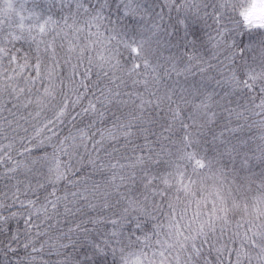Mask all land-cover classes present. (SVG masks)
<instances>
[{
  "label": "snow or ice",
  "instance_id": "snow-or-ice-1",
  "mask_svg": "<svg viewBox=\"0 0 264 264\" xmlns=\"http://www.w3.org/2000/svg\"><path fill=\"white\" fill-rule=\"evenodd\" d=\"M0 264H264V0H0Z\"/></svg>",
  "mask_w": 264,
  "mask_h": 264
},
{
  "label": "trees",
  "instance_id": "trees-1",
  "mask_svg": "<svg viewBox=\"0 0 264 264\" xmlns=\"http://www.w3.org/2000/svg\"><path fill=\"white\" fill-rule=\"evenodd\" d=\"M49 151H51V149H48Z\"/></svg>",
  "mask_w": 264,
  "mask_h": 264
}]
</instances>
